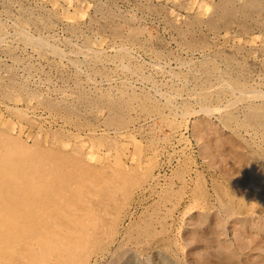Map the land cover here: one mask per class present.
Masks as SVG:
<instances>
[{"label":"rangeland","instance_id":"374dc122","mask_svg":"<svg viewBox=\"0 0 264 264\" xmlns=\"http://www.w3.org/2000/svg\"><path fill=\"white\" fill-rule=\"evenodd\" d=\"M0 33V132L131 176L87 264H264V0H0Z\"/></svg>","mask_w":264,"mask_h":264},{"label":"bare ground","instance_id":"6f19581e","mask_svg":"<svg viewBox=\"0 0 264 264\" xmlns=\"http://www.w3.org/2000/svg\"><path fill=\"white\" fill-rule=\"evenodd\" d=\"M39 50H40V47H39ZM57 51L60 52L58 49ZM52 52L53 50L50 53ZM251 95L252 94H250V96ZM37 98H39V96ZM225 108L226 107H224V109ZM117 125H119L118 122H117ZM108 171L109 170L105 168L102 169V168H96V167L91 166L85 160H83V158L81 159V157L78 155V152L76 151L71 154H66L64 152H60L59 150L43 148L39 145H34L30 147L24 144L21 140L11 138L10 136L0 132V264H84L86 262L85 260H86L87 253H88L87 252L88 246L90 244V241L94 239V236L92 235L90 231L93 228L97 229V226H98V225L96 226L95 223L92 222L93 220H95L96 217H98V214H99L98 209L102 208L104 200L106 201L110 200L109 198H111V195L113 194V193L110 194L111 190H117V187H119L121 184L124 185L127 182H129V178L131 177L129 176V173L126 175L124 173H121V171L113 173L112 175H109ZM137 174L135 178L140 177V176H137ZM137 180H140V179H137ZM137 183L139 182L137 181ZM126 189H129V188H126ZM113 196L114 195H112V197ZM106 205H109V204H106ZM106 213L107 212H105V214ZM110 216L111 218L113 217L112 214L109 215V217ZM108 222L109 221H107V223ZM107 230L110 231L109 229ZM93 231L94 230H92V232ZM98 231L100 230L98 229ZM95 233L98 234L99 232L97 233V230H96ZM102 234H105V233H102ZM85 264H87V262Z\"/></svg>","mask_w":264,"mask_h":264}]
</instances>
